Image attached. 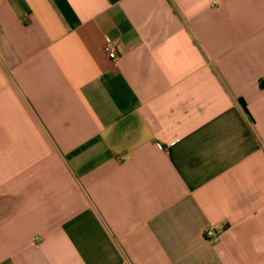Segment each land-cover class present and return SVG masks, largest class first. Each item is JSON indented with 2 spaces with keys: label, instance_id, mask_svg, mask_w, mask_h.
Returning <instances> with one entry per match:
<instances>
[{
  "label": "crops",
  "instance_id": "obj_1",
  "mask_svg": "<svg viewBox=\"0 0 264 264\" xmlns=\"http://www.w3.org/2000/svg\"><path fill=\"white\" fill-rule=\"evenodd\" d=\"M0 264H264V0H0Z\"/></svg>",
  "mask_w": 264,
  "mask_h": 264
},
{
  "label": "built area",
  "instance_id": "obj_2",
  "mask_svg": "<svg viewBox=\"0 0 264 264\" xmlns=\"http://www.w3.org/2000/svg\"><path fill=\"white\" fill-rule=\"evenodd\" d=\"M103 52L105 56L113 63H117L121 57V47L118 41L106 38ZM226 229V224L222 223L218 228H212L205 231L206 238L219 237L221 232Z\"/></svg>",
  "mask_w": 264,
  "mask_h": 264
},
{
  "label": "water",
  "instance_id": "obj_3",
  "mask_svg": "<svg viewBox=\"0 0 264 264\" xmlns=\"http://www.w3.org/2000/svg\"><path fill=\"white\" fill-rule=\"evenodd\" d=\"M243 105V104H242Z\"/></svg>",
  "mask_w": 264,
  "mask_h": 264
}]
</instances>
